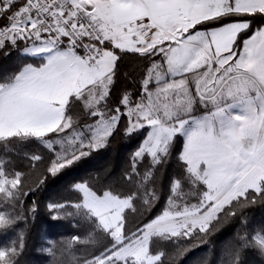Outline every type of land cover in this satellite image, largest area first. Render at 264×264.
<instances>
[{
    "label": "snow or ice",
    "instance_id": "snow-or-ice-1",
    "mask_svg": "<svg viewBox=\"0 0 264 264\" xmlns=\"http://www.w3.org/2000/svg\"><path fill=\"white\" fill-rule=\"evenodd\" d=\"M257 14L264 16V0H0V48L40 58L0 83V139L50 138L43 166L0 170V202L12 205L0 210V229L24 219L14 209L45 174L104 147L119 123L127 125L125 134L149 128L129 155L126 187H96L94 176L84 178L71 186L78 200L46 206L57 219L70 203L108 241L79 264H160L163 253L150 251L153 236L191 239L170 258L177 264L222 222L264 201V26L242 39ZM130 59L142 65L138 87L114 91ZM73 101L95 119L78 126L66 115ZM196 103L211 111L189 129ZM177 133L185 136L175 152L182 174L170 177L164 208L150 215L159 199L152 171L172 155ZM145 157L151 167L141 166ZM240 240L233 264L245 247L264 256V234ZM78 241L74 235L45 251ZM24 248L20 231L0 246V264H14Z\"/></svg>",
    "mask_w": 264,
    "mask_h": 264
},
{
    "label": "trees",
    "instance_id": "trees-1",
    "mask_svg": "<svg viewBox=\"0 0 264 264\" xmlns=\"http://www.w3.org/2000/svg\"><path fill=\"white\" fill-rule=\"evenodd\" d=\"M251 30L242 39H247L251 31L264 26V16L254 15L250 18ZM35 59L23 53L20 47L7 46L0 48V83L11 81L22 66L26 63L36 64ZM141 63L126 60L121 64L116 78L114 91L123 88L138 87L139 70ZM126 74V75H125ZM205 111V109H202ZM195 114V112H193ZM66 115L77 121L78 126L95 119L90 117L79 101H73L66 108ZM127 125L119 123L107 138L104 147L95 149L73 162L70 166L60 170L56 175L45 174L42 182L34 187L24 197V204L14 211L23 213L24 219L17 221L8 228L0 229V246H8L18 238V233H25V248L16 258L14 264H79L84 256L96 251L108 241L100 238V233L94 229L93 218L87 217L83 211L73 210L70 203L66 204L64 214L53 219L52 213L47 209L49 203H66L80 198V194L71 186L84 178L95 177L94 186L111 187L119 189L126 187L123 179L128 168L129 155L134 152L149 130L144 126L125 134L123 129ZM49 140V137L43 138ZM183 144L182 136L177 133L172 140V155L156 165L149 181L151 186L159 191V199L150 215L162 211L168 195V183L173 175H181V166L175 159V152ZM40 156L34 162L32 156ZM50 157L45 145L35 137H9L0 139V170L6 175L16 171L30 173L34 166H43ZM141 166L151 167L147 157L142 159ZM185 187H189L185 184ZM201 187V186H198ZM194 202L195 196L190 197ZM35 203L36 207L31 213L28 207ZM12 207L6 201L0 202V210ZM137 216L130 217L135 224ZM264 234V201L248 205L240 209L227 222L214 232L207 235L204 242L197 241V247L192 248L182 256L177 264H233L237 249L242 241L241 235L251 236L255 233ZM80 241L74 242L71 247L57 246L54 252L45 251L53 244L60 245L72 236ZM93 239H89V236ZM95 241V242H94ZM191 239L169 238L153 236L150 241V251L162 252L160 264H171V259L177 249L191 243ZM239 264H264L255 247H245L240 251Z\"/></svg>",
    "mask_w": 264,
    "mask_h": 264
},
{
    "label": "rangeland",
    "instance_id": "rangeland-1",
    "mask_svg": "<svg viewBox=\"0 0 264 264\" xmlns=\"http://www.w3.org/2000/svg\"><path fill=\"white\" fill-rule=\"evenodd\" d=\"M24 54L30 56V57H33L35 59H40L38 56L36 55H33V54H30L29 52L27 51H23ZM202 109H205V111H202ZM211 111V105H200L199 103H196L194 106H193V111L191 113V117H192V120L189 121V123L186 125V128H192L195 126V122H198L200 120L203 119L204 115L208 112ZM231 114L232 115H236V114H239L240 113V110L237 109V108H232L231 110ZM193 112H195V114H193ZM217 127H219V125H217ZM149 131V130H148ZM87 135V133H85ZM182 138H183V142H184V139H185V136H184V133H179ZM40 141L44 144V139H40ZM45 145V144H44Z\"/></svg>",
    "mask_w": 264,
    "mask_h": 264
},
{
    "label": "crops",
    "instance_id": "crops-1",
    "mask_svg": "<svg viewBox=\"0 0 264 264\" xmlns=\"http://www.w3.org/2000/svg\"><path fill=\"white\" fill-rule=\"evenodd\" d=\"M138 70H139V75L138 76L140 77L142 75V67L140 69L138 68Z\"/></svg>",
    "mask_w": 264,
    "mask_h": 264
}]
</instances>
